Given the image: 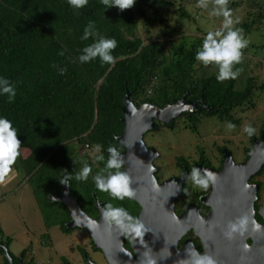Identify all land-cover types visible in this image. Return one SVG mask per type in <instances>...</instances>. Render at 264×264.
Instances as JSON below:
<instances>
[{
	"label": "trees",
	"instance_id": "1",
	"mask_svg": "<svg viewBox=\"0 0 264 264\" xmlns=\"http://www.w3.org/2000/svg\"><path fill=\"white\" fill-rule=\"evenodd\" d=\"M194 1L135 0L119 10L105 9L101 0H89L80 9L72 8L68 0H0V76L16 88L11 102L6 94L0 95V116L17 129L21 145L16 161L25 176H37L39 191L52 186L59 190L62 170L72 177L70 186L82 183L75 179L81 166L72 142L92 149L99 143L102 150L117 144L114 135L122 131L121 107L127 90L133 102L158 105L187 90L195 96L204 92L213 104L245 101L254 87L253 80L243 76L248 73L245 59L234 65L240 71L233 89V79H216L214 63L204 66L195 59L205 32L168 36L175 29L169 24L173 16L191 19L188 4ZM239 2L229 0L231 12ZM250 10L240 25L245 33L252 15L258 24L264 20V11ZM89 21L102 35L117 40L114 64H102L99 58L78 61L83 47L92 43L91 37L80 39ZM140 28L149 38L139 35ZM154 29L161 32L153 35ZM254 45L249 42L242 53ZM59 68L67 70L61 74ZM37 200L43 209L42 199ZM46 210L52 209L43 211L49 223Z\"/></svg>",
	"mask_w": 264,
	"mask_h": 264
},
{
	"label": "flooded vegetation",
	"instance_id": "2",
	"mask_svg": "<svg viewBox=\"0 0 264 264\" xmlns=\"http://www.w3.org/2000/svg\"><path fill=\"white\" fill-rule=\"evenodd\" d=\"M253 48L261 54L258 60L263 69L264 44ZM233 80L235 89L236 78ZM130 96L135 108L147 102H133ZM183 96V109L177 116L169 120L154 117L153 126L142 132V141L149 151L145 149L130 162L128 171L123 162L120 170L127 171L129 178L132 175L130 187L135 192L132 198L118 200L98 190L92 176L104 168L109 153L102 150L105 160L96 161L97 153L88 144L82 146L74 141L78 150L75 159L81 166L76 170L79 172L85 163L92 169L86 181L71 186L67 183L68 197L74 198L86 215V226L67 228L72 220L69 208L50 199L62 192L65 177L69 176L65 170L61 171L59 190L54 186L41 189L44 207L41 210L50 208L52 213L62 215L58 228L63 233L75 236L74 231L80 230L84 235L71 238L63 251L45 233L37 238L36 252L24 246L14 253L10 249L12 238L0 230V264H36L34 255L42 251L49 254L48 260L38 264H146L143 255L146 251L156 264H185L189 244L201 254L212 255L217 264H243V258L253 253L257 230L250 227L243 237L231 241L224 237L223 230L229 221L243 214L253 223H264L259 213L264 205V75L262 83H254L243 103L230 99L224 105L213 104L204 92L195 96L187 90L171 102L152 104L160 108L174 105ZM121 109L123 117V104ZM227 122L236 127L228 130ZM247 123L256 129L253 136L243 132ZM123 132L124 121L121 133L114 135L117 143L114 147L120 153L126 147L116 137ZM194 166L216 174L215 182L206 190L187 179ZM108 203L124 207L137 217L146 229L143 237L124 234L116 226L106 224L102 210Z\"/></svg>",
	"mask_w": 264,
	"mask_h": 264
},
{
	"label": "clouds",
	"instance_id": "3",
	"mask_svg": "<svg viewBox=\"0 0 264 264\" xmlns=\"http://www.w3.org/2000/svg\"><path fill=\"white\" fill-rule=\"evenodd\" d=\"M89 0H68V4L74 9L83 8ZM106 8L117 7L124 10L131 7L135 0H101ZM229 0H211L209 15L213 17H222V24L216 30L208 31L204 36L200 47L196 52L195 59L202 65L208 66L215 64L218 67L216 79L224 81L234 79L239 75V69L234 70V65L239 64L242 58V50L248 46L249 41L243 36V30L235 27L239 22L232 17L229 8ZM210 0H197V7L209 9ZM92 38V43L86 45L78 56L80 63H87L99 58L100 62L112 65L115 63L113 50L117 47V40L114 37L102 35L96 28L94 21H89L83 29L81 40ZM63 55V52L60 53ZM55 66V65H54ZM67 69L59 68L63 74ZM7 95L8 101L11 102L16 95V88L12 81L4 76H0V95ZM226 127L232 130L236 127L232 122H227ZM243 132L248 136H253L256 129L247 123L243 126ZM21 141L17 138V129L13 126L11 120L0 116V179L7 175L11 166L15 163L19 155ZM93 151L97 153L94 159L104 161L105 157L102 152V145L96 143ZM109 153L104 168L92 176V180L98 190L108 192L112 197L123 200L125 197L132 198L135 195L134 190L130 187V178L126 172L121 171L123 157L120 151L114 147L107 148ZM92 169L89 164L85 163L81 170L75 175L78 181H86ZM66 180H71V176H66ZM187 179L202 189H207L210 183L216 180V174L209 169L192 167ZM179 189V185H177ZM103 219L109 226H116L122 233L134 237H143L145 234L144 224L135 216L131 215L124 207L114 206L108 203L102 210ZM93 223H95L93 221ZM260 230L261 225L250 221L247 214H243L227 223L223 230L224 237L231 241L237 236L243 237L250 230ZM247 247V245H245ZM188 259L185 264H217L212 255L201 254L194 245L189 244L186 249ZM144 257L146 264H156L155 258L151 257L150 252H145Z\"/></svg>",
	"mask_w": 264,
	"mask_h": 264
},
{
	"label": "rangeland",
	"instance_id": "4",
	"mask_svg": "<svg viewBox=\"0 0 264 264\" xmlns=\"http://www.w3.org/2000/svg\"><path fill=\"white\" fill-rule=\"evenodd\" d=\"M236 1L239 2V0ZM252 6L255 8H252ZM250 7L251 13H257L259 10L264 11V0H240L239 6L232 12L233 19L239 21L235 27L240 28L241 22L246 17ZM188 10L192 16L191 19H184L177 15L172 17L169 24L175 26V29L169 28L170 34L168 36L177 37L181 34L204 35L208 31L221 27L223 18L210 16V10L197 7V1L189 3ZM255 17V14L252 15L248 32L243 31L242 34L249 42L255 44L254 46L261 47L264 44V20L262 19L263 21L258 24ZM138 32L143 38H149L143 28H140ZM160 32V30L154 29L153 35ZM254 50L255 48L252 49V46H249L243 53L241 60L245 59L248 71L243 76L252 77L256 85L263 81L264 68L261 69L259 63L261 61L258 60L261 54L255 53ZM249 68L252 69H250L252 73ZM207 124H210V122ZM71 146L75 147L77 144L72 142ZM75 151L78 150L75 149ZM18 164L19 160L11 166L12 170L10 172L0 179V230L6 236L12 238L13 243L10 245V249L17 253L21 251L22 247L29 246L36 252L37 238L48 233L53 243L59 247L58 249L66 250V246L71 243V238L82 236L84 232L75 230L73 234L76 237L63 233L58 228L61 216H56L55 213H52L53 210H46L49 215V223L46 222L45 214L37 200L43 197L42 187H40V191L36 188L40 181L35 175L30 178L25 176V171ZM47 255L49 254L45 251L38 255L35 253L34 262L36 264L41 260L46 262L48 260Z\"/></svg>",
	"mask_w": 264,
	"mask_h": 264
},
{
	"label": "water",
	"instance_id": "5",
	"mask_svg": "<svg viewBox=\"0 0 264 264\" xmlns=\"http://www.w3.org/2000/svg\"><path fill=\"white\" fill-rule=\"evenodd\" d=\"M129 96L130 91L127 90L123 96L122 120L124 121V132L122 135L116 137V141L126 147L121 154L126 165L125 170L127 171L129 170L130 162H133L143 151H149V149L145 148L141 135L144 130L153 126L152 118L156 117L158 119L169 120L172 116H177L183 109L182 104L184 98L183 96L176 104L165 105L162 108L149 102L143 103L139 108H135ZM130 179H132V175ZM67 183L68 181L65 179L62 192L59 195L50 196V199L61 202L69 208V214L72 220L69 222L67 228L74 226L84 228L87 220L86 215L82 212L76 200L68 197ZM242 184H244V181L242 182L241 180ZM259 213L264 218V205L260 207ZM260 225L261 229L257 230V237H255L253 243V246L255 245L253 253L247 254V257L243 258L241 261L243 264H264V223Z\"/></svg>",
	"mask_w": 264,
	"mask_h": 264
}]
</instances>
